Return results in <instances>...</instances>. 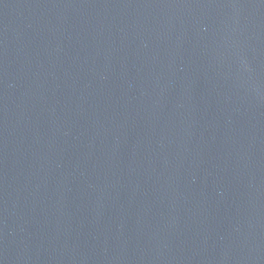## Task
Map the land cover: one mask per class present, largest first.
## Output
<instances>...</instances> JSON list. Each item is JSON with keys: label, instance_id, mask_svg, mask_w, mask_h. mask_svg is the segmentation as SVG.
Instances as JSON below:
<instances>
[{"label": "water", "instance_id": "1", "mask_svg": "<svg viewBox=\"0 0 264 264\" xmlns=\"http://www.w3.org/2000/svg\"><path fill=\"white\" fill-rule=\"evenodd\" d=\"M0 264H264V0H0Z\"/></svg>", "mask_w": 264, "mask_h": 264}]
</instances>
